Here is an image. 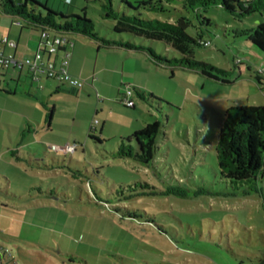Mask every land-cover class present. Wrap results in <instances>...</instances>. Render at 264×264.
I'll return each instance as SVG.
<instances>
[{"label":"rangeland","instance_id":"rangeland-1","mask_svg":"<svg viewBox=\"0 0 264 264\" xmlns=\"http://www.w3.org/2000/svg\"><path fill=\"white\" fill-rule=\"evenodd\" d=\"M37 1L63 15L85 9L100 37L134 39L162 58L179 57L162 42L115 33V21L103 16V0ZM126 1L137 6L148 0ZM111 4L117 13L138 12L144 19L174 22L183 13L193 24L186 32L196 36L199 29L180 3L161 0L164 12L141 6L132 11L121 0ZM202 15L210 19L202 26L210 45L195 47L194 58L228 71L232 83L169 66L145 51L94 46L81 48L97 59L100 73L93 74L92 94L82 88L78 95L56 92L53 82L41 91L30 79L19 86L13 105L31 115L34 130L25 132L21 143L26 121L18 127L8 105L0 139V242L17 264H260L264 259V170L257 191L244 194L246 185L221 179L214 150L226 107L264 104V91L247 68L264 61V53L236 35L264 21V11L237 18L213 6ZM238 59L243 61L237 64ZM80 79L91 87V79ZM131 86L162 101L143 102L128 94ZM119 93L135 107L119 102ZM44 103L55 105L48 132L39 121ZM94 120L96 140L87 136ZM153 120L160 131L149 165L114 155L122 138ZM65 143L78 148L67 155L50 149ZM15 149L19 159L11 154Z\"/></svg>","mask_w":264,"mask_h":264},{"label":"trees","instance_id":"trees-1","mask_svg":"<svg viewBox=\"0 0 264 264\" xmlns=\"http://www.w3.org/2000/svg\"><path fill=\"white\" fill-rule=\"evenodd\" d=\"M121 1L125 7L132 11H137L138 6L153 12L165 11L161 0L156 6L151 0L139 2L137 6H133L126 0ZM165 1L169 4L180 3L185 12L193 13V18L199 23L196 36H191L186 32L193 24L191 19L184 16L183 13L181 16H177L174 22L151 18L144 19L139 16L138 12L131 15L117 13L112 7L111 0H103V16L115 21L112 27L115 33H125L131 38L138 37L139 39L162 42L166 47L175 51L179 55L178 58H162L156 55L150 47L143 43H136L134 39L117 40L100 37L94 30L93 21L86 16L85 9L81 15H63L37 0H0V13L22 19V29H32L38 32L42 29H49L67 34H81L97 42L99 46H115L145 51L151 57L169 66L197 70L209 79L221 83H232L225 77L229 73L228 71L194 58L195 47H208L210 45V41L202 37V26L209 25L210 19L203 16L202 13L210 7L219 6L233 16L243 18L256 11H264V0ZM236 35L244 37L256 50L264 53V21L257 22L253 27L240 29ZM242 61L238 59L237 64ZM247 68L252 72L251 78L256 86L260 91H264V61L247 65ZM131 94L146 103L147 98L158 100V102L162 101V98H158L153 92L141 90L135 86H131ZM120 96L118 101L123 103L125 107H135L134 102L131 104L124 102L125 95L120 94ZM52 110L53 108L50 113ZM50 116L51 114H48V118ZM159 131L160 122L158 120L147 122L143 128L135 130L126 138H122L114 155L119 158H131L143 165H149L154 159L157 147L156 138ZM87 136L95 139L91 132ZM75 144L77 150L78 143ZM214 150L221 179L235 186L246 185L247 191L244 194H247L248 190L249 192H256L258 180L264 170V104L230 105L226 107L218 126ZM14 153L15 151L11 152V154ZM15 157L19 159L18 156ZM99 201L106 203V201ZM131 215H127V217H132ZM260 264H264V259L260 260Z\"/></svg>","mask_w":264,"mask_h":264},{"label":"crops","instance_id":"crops-1","mask_svg":"<svg viewBox=\"0 0 264 264\" xmlns=\"http://www.w3.org/2000/svg\"><path fill=\"white\" fill-rule=\"evenodd\" d=\"M67 3L70 2V0H66ZM0 40L3 37H7L8 40L13 41L15 43L14 47H10L6 44L1 43L0 46L2 48V52L6 55H12L16 59H22L24 57H31L34 55V53L38 50L40 46V35L39 32L36 30L32 29H22L21 26L15 25L13 23L14 18L9 15H5L0 13ZM23 24V22H22ZM32 33H36V35H33ZM71 40L73 41L72 47L69 49L70 46L65 47L67 52H69V57H68V67L67 71L76 77L82 78L89 84L90 86H87L86 84H83L82 90L89 89L87 93L92 94V88H94V83H92V78L93 74L95 73H100L99 70H97V59H94V61L91 59L88 51L85 53H82V47L88 50L92 47H96V49H100L101 47L106 48V49H117L118 47L111 46V47H105L102 45H98L97 42L89 39L86 36H83L81 34H69ZM120 49V47H119ZM58 54H53L50 57L48 55L44 54V59L46 60L49 58L51 61L58 63L64 56H65V51L64 49H61L57 52ZM82 55V56H80ZM92 61V67H91V77L90 79L88 78L90 73L87 71V62ZM104 68H101L100 71H102ZM29 79V76L25 70H22L18 73L13 72V71H7L2 77L0 81V139L3 141L5 139L3 131H2V125L3 120H4V114L5 112H8L9 107L8 105H12L10 108L11 110V115L17 119V126L21 127L22 121H26V127L21 130V141L24 139L25 132H30L33 131L32 126L30 125V119L31 115L27 113L26 111H23L17 107H15L13 104L12 97L16 94V92L19 90V86L24 84L25 81ZM48 82H53L57 84V89L56 92L62 91V92H69L71 95H76L77 90L73 89L70 87V89H65V87L53 80L49 79H42L41 82L39 83V87L41 91H44L45 87L50 85H47ZM99 89V88H98ZM31 90V84L28 86L27 94L28 96L30 95ZM99 91V90H98ZM51 91H49V94ZM80 94V93H79ZM78 95V94H77ZM120 93L118 94V96ZM51 97V94L50 96ZM100 98V97H99ZM102 100V98H100ZM118 100V99H117ZM17 103V102H16ZM14 106V107H13ZM48 105L46 103L41 105L42 111L41 113V119L39 121H43L44 123V130L46 132L51 131V121L53 118V112L55 110V105H52L51 107H47ZM44 107V108H43ZM53 108L52 112L50 113V110ZM48 114H51V116L48 118ZM7 120V119H6ZM8 120L6 121V123ZM97 124L98 122L95 120L89 124V132L95 131L94 124ZM37 126L40 127V123L37 122ZM87 133V134H88ZM93 134V133H92ZM10 137V136H9ZM10 140V138H9ZM23 143V141L21 142ZM26 144H20L21 147H24ZM15 151L16 154L19 153V150L15 149L12 150V152ZM17 156L20 158V156L17 154Z\"/></svg>","mask_w":264,"mask_h":264},{"label":"built area","instance_id":"built-area-1","mask_svg":"<svg viewBox=\"0 0 264 264\" xmlns=\"http://www.w3.org/2000/svg\"><path fill=\"white\" fill-rule=\"evenodd\" d=\"M13 23L15 25H22V21L19 18H14ZM40 35V46L38 50L31 57H24L22 59H16L12 55H6L2 52L0 46V81L1 77L7 71L20 72L25 70L32 82L40 83L42 79H49L57 82L58 84H67L75 89L82 88L83 82L80 78L71 75L67 71L69 52H67V46H71L73 41L69 34L64 32H55L49 29H42L39 32ZM6 44L10 47H14L15 43L3 37L0 40V44ZM64 49L65 56L58 62L55 63L49 58L44 59V54L50 57L59 50ZM128 94H130V88H128ZM124 102L131 104L125 96ZM96 122V121H95ZM75 143H65L64 145L51 144L50 149L55 152L62 153L64 155L72 154L76 150ZM0 264H17L12 253L3 247L0 242Z\"/></svg>","mask_w":264,"mask_h":264}]
</instances>
